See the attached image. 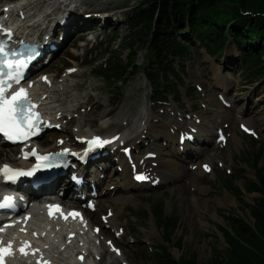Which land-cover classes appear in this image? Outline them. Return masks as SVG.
<instances>
[{
    "label": "trees",
    "instance_id": "trees-1",
    "mask_svg": "<svg viewBox=\"0 0 264 264\" xmlns=\"http://www.w3.org/2000/svg\"><path fill=\"white\" fill-rule=\"evenodd\" d=\"M223 0H143L134 10L133 20L136 24V39H140L147 47L150 62L165 66L168 56H184L188 51L186 41L176 37L188 26L193 34L206 39L214 49L221 48L228 24L233 34L232 39L238 43L242 52V63L252 75L264 73V0H239V6L232 8L229 16L218 18L216 9ZM249 12L250 14H245ZM249 33L250 40L245 36ZM256 37L258 44H252ZM131 46V59L128 64H117L112 70L113 75L124 72L136 54ZM248 46V47H247ZM262 148L256 154V163ZM259 185L247 181L248 191L258 192L254 203L249 205V218L230 216L229 229L223 230L225 247L221 252L215 249L208 261L197 260L194 252H185L174 261L167 250L157 255L159 264H264V169L256 168ZM234 194L239 195V188L230 186ZM166 226L173 231L177 226L175 215L166 220ZM176 246L182 245L177 239ZM164 257V260L159 258Z\"/></svg>",
    "mask_w": 264,
    "mask_h": 264
},
{
    "label": "rangeland",
    "instance_id": "rangeland-1",
    "mask_svg": "<svg viewBox=\"0 0 264 264\" xmlns=\"http://www.w3.org/2000/svg\"><path fill=\"white\" fill-rule=\"evenodd\" d=\"M82 2L84 3V5H86V7L90 6V8L110 6V8L113 9L116 8L122 9L121 11H119L121 12L119 20H122L123 22L120 26H118L117 29L118 38L114 39L113 41V39H110V37L107 36L106 39L96 44L91 50H89L91 45L89 46L86 44L84 47L85 49L79 50L80 55L74 61L67 60L66 58L63 57V54L58 55L56 59H54L45 68L46 71H54V69L60 67L62 63L78 64L80 63V61L83 60L88 61L90 59V54L92 55V59L97 57L98 59L100 58L99 59L100 61H102L104 59L102 58L101 53L106 46H110V45L112 46V50H114L113 51L114 54L120 53L121 57L124 58L127 49H125V47L123 46V42L126 39L125 37L129 35V28H128V22H126L127 21L126 16L130 15L131 8L134 7L135 5H138L140 3V0H82ZM126 7L129 8L126 9ZM78 33L81 34L83 32L80 31ZM102 34H104V31H102ZM102 37L103 35H101V37H99L98 39H101ZM232 50H233L232 45H229L225 50L226 52L225 60L229 57ZM85 51H86V55L84 54ZM143 57H144L143 50H140L137 56V63H141ZM186 65L192 71V75H193L192 78L196 79L197 77L198 81L202 82L205 85L204 88L207 90V92L210 93L211 96H213L212 91H213V78L215 76L214 72L216 71L217 68H219V66H221V64L215 62L214 60L212 62H208L205 60L203 56L201 58H198V55L194 54L186 62ZM229 67H232V70H234L233 73L234 78L237 81L236 76L238 72L242 71L241 67L238 66V63L229 65ZM90 70H91L90 66L80 67V72L85 73V76L90 79L91 84L85 82L84 84L78 87H74V89H72L70 93H73L75 99L84 100L85 94H96V99L98 98L101 103L109 104V106L112 109H114L111 110L108 117H110V119L115 122V125H117L122 118H130V115L133 112V108L136 109L134 113H139L140 106L143 100L145 101V95L143 94L144 89L142 86L146 84V82L144 80L145 78L142 73L130 77L128 81L125 84H123L121 87L119 86V83H117L113 88H110L102 80L92 77L91 75L92 70L91 71ZM79 78L81 80L83 77H79ZM243 79L244 80H242L241 82L239 81L237 82L239 86H242L241 84L245 82V78ZM93 87L95 88V90ZM113 98L117 99L119 102L112 103ZM106 107L107 106H105V108ZM209 108L210 111L212 112V108H215V105L210 103ZM102 110L103 109L95 112L90 110L89 112H87L86 117L89 118L96 117ZM203 111L210 112L209 109H205ZM251 112H254L253 113L254 117L256 120H258L257 122L258 126L262 128L264 131V114L261 115L259 112L257 113V109H253L251 110ZM93 124L96 125L97 121H94ZM55 135L56 134H51V137L53 138ZM262 141H264V134H262ZM256 146H253V149H255ZM0 148L2 149V146H0ZM2 160L5 159L0 158V161ZM183 168L185 169V167ZM251 173L252 171L248 167V171L244 173V176L248 177L250 176ZM185 176L186 175L181 176L180 179L175 180L173 186L165 188L164 190L161 189L159 191L149 193L147 194V196H143V197H135L133 200L127 203L125 214L126 215L134 214L136 215L135 217L139 219L138 211L141 210L148 211L144 209L145 204H143V202L140 201L141 199H146L148 201H151L152 204L161 201L165 214L174 212V214L175 213L177 214L178 219L180 221L179 224L180 226L177 233L180 237H182V246L180 247V249L181 248L182 249L179 250L177 247L171 246L170 247L171 252L175 256H179L181 253L185 251L188 250L194 251L197 253L198 261L202 262V261H206L211 256L213 252V246H217L218 248L222 249L224 243L222 241L221 231L219 230V227L220 226L228 227L226 215H230L232 214V212L236 214V212L234 211L237 210L236 207L240 209V212L242 214L244 213L245 215H248L249 209L247 205L253 203V198L256 197L257 194L246 192L243 189V180L240 179L235 182L236 185L238 184V186H240L243 190V195L239 200L236 199V197H234L228 190H226L221 182V186L219 187L218 185V190L216 192H214L213 194L207 197L201 198V199H206L208 201L207 204L208 206H205L201 199L198 200V202L200 203V205L203 207L204 210V217L202 218L195 213V210L188 196H186V194L183 193V191L189 192L188 184L186 185V183L184 182V178H186ZM197 180H203V178L197 177L194 179V181ZM145 219L148 222H150L151 215L145 213ZM200 219L202 221H199ZM161 237H162L161 231L157 235H154L152 239L154 242V246H153L154 250H156V245L159 242H161ZM125 252L128 259L134 264H157L156 260L152 257V255L146 251L144 253L148 257L146 258L141 256V260L138 259L139 256L138 254L133 253V249L131 247L126 248Z\"/></svg>",
    "mask_w": 264,
    "mask_h": 264
},
{
    "label": "snow or ice",
    "instance_id": "snow-or-ice-1",
    "mask_svg": "<svg viewBox=\"0 0 264 264\" xmlns=\"http://www.w3.org/2000/svg\"><path fill=\"white\" fill-rule=\"evenodd\" d=\"M4 31L7 32L9 30L5 29ZM12 55H15V53H12ZM32 58V56H28L24 59H7L4 46L0 43V133H3L12 140L27 139L28 136L33 134L32 130L38 119V114L30 110L31 107L34 106L27 100L26 89L19 88L13 91L11 96L6 95L7 90L11 87L10 81L14 80L18 82L19 79H21L23 68L26 66L28 60ZM5 68L8 69L6 74ZM42 79L46 80L47 78L43 77ZM108 142L109 141L102 140L100 137H92L90 141V143H95L97 146H103V144ZM64 151L67 152L68 149H64ZM32 154L37 156V160L46 159L45 156H39L35 149H33ZM39 166L38 164L35 167ZM205 167H207V165H205ZM0 174L3 175L5 181H15L18 175H31L32 171L24 172L21 169H13L11 166L5 164L0 165ZM143 178L142 175L137 176V179ZM4 200L9 201L11 197H5ZM53 207L58 206L49 205L50 209ZM72 214L79 215L75 212ZM25 244H27V242H25ZM10 248L11 242H9L8 247H0V264H4V256L9 253ZM20 251L23 253L25 249L22 247Z\"/></svg>",
    "mask_w": 264,
    "mask_h": 264
},
{
    "label": "bare ground",
    "instance_id": "bare-ground-1",
    "mask_svg": "<svg viewBox=\"0 0 264 264\" xmlns=\"http://www.w3.org/2000/svg\"><path fill=\"white\" fill-rule=\"evenodd\" d=\"M19 3L18 4H21V5H24L26 6L33 3L32 0H18ZM45 1V0H43ZM60 2L59 0H50V3L49 5L42 9L40 11V13H37L36 16H33L31 18H29L28 20L24 21L22 23V25L24 26V28L28 31L34 29V33L38 30L39 27H41V25H43V27L46 25V19H49L51 20V18L56 14V10L58 11L59 7H60ZM52 96L60 103L62 102L63 100V97H64V92L63 91H52ZM210 99V98H209ZM62 104V103H61ZM69 109V108H67ZM216 111H219L217 109H215V112ZM224 114H227L225 115L226 118H232V115L229 113H224ZM56 115V113L54 114ZM107 113L106 114H102V116L100 117L101 119V124H104V123H107V121L105 120V118L107 117ZM249 118V117H248ZM91 126L87 125L84 127H82L83 129V133L81 131H79V133L81 134H84V133H90L92 130L90 129ZM47 135V134H46ZM45 135V136H46ZM42 140L39 141V143H41ZM11 150V147H9L8 149H1L0 148V158H5V159H8V158H11V154H10V151ZM12 161H15L16 158L13 156L11 158ZM163 168H166L168 170V175H167V178L168 179H178L180 176H181V173L182 174H185V175H188L187 171L185 169H183L182 167H179V165L174 162V161H171V160H168V159H161V164H160ZM184 194H186V196L189 197H194V199L196 200V202H198V198H196L195 196L191 195L190 193L188 192H185L183 191ZM122 199V196H119L118 197V200L120 201ZM203 201V204L205 206H208V201L206 199H201ZM68 262H71L70 260H68Z\"/></svg>",
    "mask_w": 264,
    "mask_h": 264
}]
</instances>
